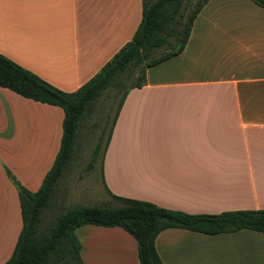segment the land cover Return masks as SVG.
<instances>
[{
    "label": "crops",
    "instance_id": "1",
    "mask_svg": "<svg viewBox=\"0 0 264 264\" xmlns=\"http://www.w3.org/2000/svg\"><path fill=\"white\" fill-rule=\"evenodd\" d=\"M142 4L0 0V54L75 92L131 40ZM62 118L60 108L0 87V264L21 229L4 168L35 192L52 161L37 174L31 131L44 125L52 156ZM101 165L104 190L114 196L191 215L264 209V9L208 0L181 53L147 68L144 83L128 91ZM74 234L83 264H138L136 242L120 227L84 225ZM154 248L161 264H264V232L246 229H165Z\"/></svg>",
    "mask_w": 264,
    "mask_h": 264
},
{
    "label": "trees",
    "instance_id": "2",
    "mask_svg": "<svg viewBox=\"0 0 264 264\" xmlns=\"http://www.w3.org/2000/svg\"><path fill=\"white\" fill-rule=\"evenodd\" d=\"M143 0L141 20L131 40L78 90L63 92L0 54V87L63 112L59 149L37 191L13 181L17 192L21 229L13 251L4 264H83L81 245L74 231L84 225L120 227L136 242L138 264H161L154 248L156 236L165 229H185L214 235L240 230L264 232V209L191 215L154 204L114 196L115 206H72L45 221L58 182L69 164L76 131L91 104L112 90L119 94L116 111L104 142L103 155L112 128L128 91L145 81L147 68L177 56L184 49L192 22L208 0ZM264 9V0H251ZM136 78L126 85L123 80ZM105 126L103 127V131ZM101 137L93 154L101 145ZM103 160V159H102ZM102 164V161H101Z\"/></svg>",
    "mask_w": 264,
    "mask_h": 264
},
{
    "label": "rangeland",
    "instance_id": "3",
    "mask_svg": "<svg viewBox=\"0 0 264 264\" xmlns=\"http://www.w3.org/2000/svg\"><path fill=\"white\" fill-rule=\"evenodd\" d=\"M196 1L197 0L189 1V10L194 7ZM134 73L135 74L132 75L131 78H125L123 80L126 85L135 80L137 70H135ZM119 96V94L110 90L104 93L101 98L94 101L88 109L85 119L76 131L71 160L58 182L57 189L52 197V205L45 213V221L48 222L52 220L59 212L75 205L90 207L101 205L109 207L115 206V202L107 195L103 187L101 161L103 159L104 142L110 128L112 116L116 111ZM38 113L44 114V111L38 109ZM104 126L105 130L102 133ZM37 127L36 133L32 130L31 134L37 135V140L35 141L38 148L36 154L37 174H40L41 171L45 169L50 159L52 161L50 163H53L57 152L51 156V148L43 136H41L44 134V125L38 124ZM21 133V140L23 141L24 137L28 134L23 133V128ZM100 136H102L100 148L93 154ZM26 141H34V139L27 137ZM53 141L55 145V138H53ZM59 145L60 139L55 151L59 149ZM4 172L8 183L14 189L13 181L19 182V180L15 178L14 174H11L9 169L4 168ZM44 176L39 178L38 188ZM19 183L21 184V182ZM22 186L24 187V185Z\"/></svg>",
    "mask_w": 264,
    "mask_h": 264
}]
</instances>
